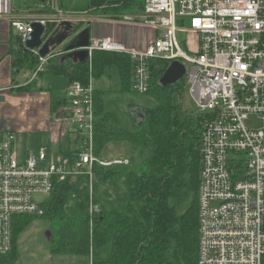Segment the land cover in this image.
<instances>
[{
    "label": "built area",
    "instance_id": "built-area-1",
    "mask_svg": "<svg viewBox=\"0 0 264 264\" xmlns=\"http://www.w3.org/2000/svg\"><path fill=\"white\" fill-rule=\"evenodd\" d=\"M142 15L139 25L158 33L144 51L91 37L83 49L88 64L96 51L128 55L135 64L134 91L142 96L150 91L152 60L186 66V88L205 114L196 118L202 157L198 264H264V127L247 126L251 116L264 120V0H144ZM35 22L47 27L42 18L13 20L24 44ZM189 33L198 36L195 53L179 41ZM32 53L39 58L33 79L65 55ZM94 97L92 75L87 85L75 82L66 90L67 109L59 123L74 129L75 157L41 148L20 158L15 134L1 133L0 256L13 249L16 217L40 213L56 179L86 177L93 192L95 168L131 165L126 157L96 155Z\"/></svg>",
    "mask_w": 264,
    "mask_h": 264
},
{
    "label": "trees",
    "instance_id": "trees-1",
    "mask_svg": "<svg viewBox=\"0 0 264 264\" xmlns=\"http://www.w3.org/2000/svg\"><path fill=\"white\" fill-rule=\"evenodd\" d=\"M96 1L90 4L99 7ZM72 2L57 0L55 9L54 0L48 10L51 4L47 0L44 3L35 0L36 5L43 6L42 14L48 17L49 35L59 25L51 19L60 15L71 18L76 30L81 29L82 21L76 20L87 15L89 8L79 4L71 8ZM143 4L144 0L111 2L100 6L98 16L111 19L143 16ZM18 53L15 68L26 67L34 74L39 58L26 52L22 43ZM63 57L51 60L39 77L61 76L68 81V86L75 82L87 85L91 75L98 79L106 68L116 66L123 92L135 93L132 89L135 64L128 55L96 51L91 66L63 61ZM170 64L166 60L150 62V91L144 96L153 98L157 106L149 108L144 119L131 131L121 127L115 115L105 109L104 96L95 91L96 155L105 156L109 144L124 142L129 146L131 165L95 168L98 181L93 185V192L88 186L81 188L88 182L86 177L77 178L80 180L74 185L71 179L63 182L56 179L49 202L43 204V216L15 219L13 249L10 254L0 256V264L9 258L16 260L21 237L36 219L48 222L54 232L50 243L54 256L91 258V264H198L200 124L177 115L175 100L185 92L186 79L167 88L161 84ZM32 88L33 83L23 91ZM60 105H53L52 112ZM63 155L72 158L76 154ZM111 189L116 191L115 198Z\"/></svg>",
    "mask_w": 264,
    "mask_h": 264
},
{
    "label": "crops",
    "instance_id": "crops-1",
    "mask_svg": "<svg viewBox=\"0 0 264 264\" xmlns=\"http://www.w3.org/2000/svg\"><path fill=\"white\" fill-rule=\"evenodd\" d=\"M34 4L35 0H0V135L8 130L15 134L17 140L28 138L30 142L35 138L36 149L31 148V143L26 142L25 150L21 151L23 154L45 148L50 143L53 145L59 143V138L65 132L59 120L65 114L67 107L66 91L63 89V91L55 92L52 86L54 80L52 77L55 76L42 75L33 79L34 74L28 68L19 70L14 65L18 59L20 45L24 43L12 27V22L19 19L38 18L30 10ZM129 18L133 21L126 22V17L123 20L95 17L86 26L91 30L92 24H97L95 33H91L92 38H113L130 49L144 51L155 40L158 33L139 25L138 22L142 20V16ZM66 82L68 83L67 80ZM32 83L31 91H23L24 87ZM98 92L104 96V93ZM59 103L61 105L57 111L52 112L53 105ZM39 146L43 147L37 148ZM76 149L69 148L68 151H63L60 146L56 153L64 154L77 151ZM108 157L129 158L127 153Z\"/></svg>",
    "mask_w": 264,
    "mask_h": 264
},
{
    "label": "rangeland",
    "instance_id": "rangeland-1",
    "mask_svg": "<svg viewBox=\"0 0 264 264\" xmlns=\"http://www.w3.org/2000/svg\"><path fill=\"white\" fill-rule=\"evenodd\" d=\"M54 0H47L48 5L46 9L50 10L52 6V2ZM95 0H73L71 4V8H73L76 4H79L83 8H86L88 5L89 13L87 15H82V19H77V22L82 21V27L79 30L85 29L93 18L99 17V12L101 11L100 6H104L111 2H118L119 0H97V4L99 7H93L90 3H93ZM57 0H55V9H57ZM50 6V7H49ZM54 6V4H53ZM31 13L35 14L34 16L38 18L45 19L47 22L48 17L42 14L43 6L37 3L33 5L30 9ZM42 10V11H41ZM33 14L31 16H33ZM63 15L56 16L51 20H56L58 23L61 22L60 18ZM54 17V16H53ZM101 17V16H100ZM125 17V16H124ZM118 19V20H123ZM106 18V17H103ZM98 28L97 24H92L91 26V33L94 34L96 29ZM179 41L182 45L185 46V50L189 53H195L197 50V43H198V36L194 33H189L188 35H179ZM64 49L60 48L57 53L63 52ZM56 77V76H55ZM52 77L53 80V88L54 91H66L67 90V82L62 77ZM94 88L97 91L104 93V100H105V108L108 112L115 115L118 121L121 124V127L127 131H131L134 126L139 124L143 120V116L145 112L149 108H155L157 106V102L151 98L142 96L134 91V86L132 84L133 92H123L122 82L119 75V70L116 66L108 67L104 70L103 75L98 79H93ZM62 95V94H61ZM63 99V98H62ZM176 105L177 115L180 118H192L196 121V118L200 116H205L203 112H201L200 108L197 106L195 100L193 99L192 95L190 94L189 90L186 88L185 92L182 95L176 96ZM60 117V116H58ZM247 126L252 129H262L264 127V120L260 119L257 116H251L247 122ZM35 138H33L30 142L28 138H22L17 140L16 146H18V156L23 158L24 154L23 150L26 148V142L31 143V148H35L34 143ZM44 146V145H43ZM43 146H39L37 148H41ZM60 146L62 147L63 151H68L69 148L72 150L78 147L76 141V134L74 133V129L72 126L65 129V132L59 138V143L57 145H53L50 143L45 146L48 153L53 151L59 150ZM129 146L124 142H116L111 143L108 145L106 151L104 152L105 156L115 155V154H122L128 153ZM139 162V161H138ZM137 162V163H138ZM140 163V162H139ZM138 163V164H139ZM80 179L71 178V184H76L79 182ZM94 183L98 181L96 177H94ZM94 185V184H93ZM89 187L91 191V183L88 181L84 183L83 187ZM103 191L104 188H101ZM111 195L113 198L116 196L115 189H111ZM50 197L46 196L42 198L43 204L48 203ZM45 209L43 206L41 207V211L36 216H43ZM34 215V216H35ZM22 216L16 217V219ZM54 232L51 229V226L48 222L43 221L42 219H36L28 231L21 237L19 242V254L17 255L16 260L9 258L4 264H91V258H81L75 256H54L50 252V243L53 239Z\"/></svg>",
    "mask_w": 264,
    "mask_h": 264
},
{
    "label": "water",
    "instance_id": "water-1",
    "mask_svg": "<svg viewBox=\"0 0 264 264\" xmlns=\"http://www.w3.org/2000/svg\"><path fill=\"white\" fill-rule=\"evenodd\" d=\"M39 1L44 3L46 0ZM32 27L33 33L24 44L26 52L38 50L39 55L45 58L63 48L65 52L63 61L71 60L74 63L88 64L89 52L83 50L90 45L91 41V30L88 27L76 30L71 21L64 20L50 35L47 27L41 22L33 23ZM186 73V66L179 61H174L164 73L161 84L165 88L174 86L185 78Z\"/></svg>",
    "mask_w": 264,
    "mask_h": 264
},
{
    "label": "flooded vegetation",
    "instance_id": "flooded-vegetation-1",
    "mask_svg": "<svg viewBox=\"0 0 264 264\" xmlns=\"http://www.w3.org/2000/svg\"><path fill=\"white\" fill-rule=\"evenodd\" d=\"M64 52V51H63ZM61 53V52H60Z\"/></svg>",
    "mask_w": 264,
    "mask_h": 264
}]
</instances>
